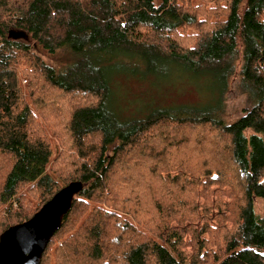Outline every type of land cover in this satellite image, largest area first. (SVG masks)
<instances>
[{
    "label": "trees",
    "instance_id": "1",
    "mask_svg": "<svg viewBox=\"0 0 264 264\" xmlns=\"http://www.w3.org/2000/svg\"><path fill=\"white\" fill-rule=\"evenodd\" d=\"M191 2L0 0V233L68 183L83 184L40 264H264V214L254 207L264 201V0H226L209 25ZM165 63L189 74L178 94L194 102L160 105L152 83ZM234 75L246 107L228 122ZM134 82L147 83L154 109L123 107L119 87ZM60 97L73 106L51 131L60 126L71 153L50 170L55 143L29 104L47 110ZM187 131L202 132L184 143H208V160L175 161ZM214 184L230 188L229 204L197 190Z\"/></svg>",
    "mask_w": 264,
    "mask_h": 264
},
{
    "label": "rangeland",
    "instance_id": "2",
    "mask_svg": "<svg viewBox=\"0 0 264 264\" xmlns=\"http://www.w3.org/2000/svg\"><path fill=\"white\" fill-rule=\"evenodd\" d=\"M216 1V0H215ZM218 3L216 2H210V0H192L191 2V6L192 7H196L199 6L200 8H198L199 14L204 15L203 17H205L206 19V25H209L210 23H212L216 18L219 17V15L217 14L219 8L223 5L226 4V0H217ZM190 5V3H189ZM203 11H201V10ZM192 30H186V33H191ZM184 33V37L178 36L179 40H183V42L185 43V47H189L190 46V41L187 40L188 38L186 37V35ZM40 54L42 55V57H44L46 59V61L51 64V65H55V63L57 62H61V59L59 58L58 55L53 56L52 54L47 53L44 50H40ZM126 71V69H125ZM167 78V79H166ZM179 78H184V79H189L192 80L189 76V74L180 66H176L174 67L173 65L170 64H160L157 65V73L156 75H153V83H152V87L154 90L159 91L160 92L157 95L160 94H164V100L160 102V105L162 106H168V107H176L179 105H185V104H190L192 102H194V97L187 99L186 95H179L178 93V89H187L186 85L183 82H179L178 83V79ZM24 82V81H23ZM237 82V76H233L232 80L230 82V86L228 88V90L226 91L225 94V108H224V117L226 118V120L231 121L236 119L237 117H239L240 115H242L244 113L245 110V96L243 94H241L235 84ZM119 92L124 95L123 99L121 100V103L123 105L124 108H126L127 112L130 113L132 112V110H140L142 111L144 110H152L154 109L153 106L151 105H146V102L150 99V97H152L151 95V91L147 85V83H141V82H134L132 83L130 86L126 85H121L119 87ZM189 94L193 93V89L188 90ZM195 92L198 93L199 90L195 89ZM51 94V93H50ZM59 97V96H57ZM153 98V97H152ZM27 99V94H23V97L21 99L22 102H24ZM69 99L73 100V97H69ZM154 104L156 105L157 102L154 98ZM30 103V102H29ZM67 100L65 101L64 98L59 99V105L53 104L51 103L50 106L51 108L47 109V110H42L40 107H37L36 102L35 103H30V107L33 111V121L35 123H37L44 131V133L48 136V138L55 143V147H53V154H52V160L50 161V170L54 167H57V164L55 163V158L59 155V154H64V153H71L68 150H65L62 142L59 139V133H58V129L59 127L54 128L52 131V124L54 123V121L56 120L57 114L59 115V119L62 122V117L65 114L63 111H66L67 108H64V106H66L67 104ZM73 105H71V103L67 104V107H72ZM128 117H131V115L128 114ZM160 129H155L154 130V135L156 136L157 131ZM247 133H250L249 131ZM202 132L200 131L199 133H197V135H193V131L192 132H188L186 133V136L183 137H179V142L175 143L174 146H183L186 149V154H182L180 151L177 150L178 156L175 157V161L178 159H186V162H188L189 160H195L197 162H204L206 160H208V156L206 154L207 150L211 149L212 147L208 145V143H204L202 141H200L199 143H184L187 137V140H189L190 138H192L193 140L196 139V137H201ZM202 138H204V136H202ZM190 144V146L188 145ZM189 147V151L186 148ZM205 149V150H204ZM206 151V152H205ZM158 152H160V154L164 155L166 157L167 154H170L168 150H158ZM173 175H175V173L171 174V177H173ZM164 176V174H163ZM212 176H215V174H212ZM187 179L191 178L190 174H188V176L186 177ZM197 190L200 192L205 193V197L210 198L211 201H221L225 204H229L231 202V198L227 195L229 194L228 191H230V188L226 185H211L208 188H204L203 186H198ZM204 200L203 198L199 197L197 199V203L199 205L203 204ZM263 204L264 201L261 198H255L254 199V207H255V212L259 215H263L264 211H263ZM212 213L214 215H218V212L216 209H212ZM226 210L222 211V214L225 215ZM197 214L200 215L201 214V209L200 207H198L197 210ZM227 214V212H226ZM227 223V222H226ZM225 223V224H226ZM176 223H172L171 226L175 225ZM203 224V222H202ZM200 226H201V222L198 223V228L197 230H200ZM210 226L211 227H217L218 226V222L216 221H211L210 222ZM227 227H230V223L226 224ZM203 235V234H202ZM201 235V236H202ZM185 241L186 243H192L191 241V236L187 235L185 236ZM182 251L186 254L191 253V247L190 246H184L182 248ZM212 251H215V247L212 248Z\"/></svg>",
    "mask_w": 264,
    "mask_h": 264
},
{
    "label": "water",
    "instance_id": "3",
    "mask_svg": "<svg viewBox=\"0 0 264 264\" xmlns=\"http://www.w3.org/2000/svg\"><path fill=\"white\" fill-rule=\"evenodd\" d=\"M83 188L72 181L59 189L29 219L0 233V264H40L42 254Z\"/></svg>",
    "mask_w": 264,
    "mask_h": 264
}]
</instances>
